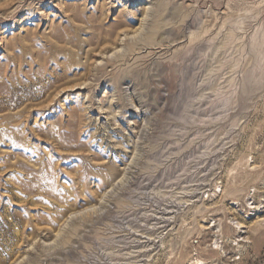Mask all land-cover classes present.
Listing matches in <instances>:
<instances>
[{"label": "rangeland", "instance_id": "1", "mask_svg": "<svg viewBox=\"0 0 264 264\" xmlns=\"http://www.w3.org/2000/svg\"><path fill=\"white\" fill-rule=\"evenodd\" d=\"M0 264H264V0H0Z\"/></svg>", "mask_w": 264, "mask_h": 264}]
</instances>
